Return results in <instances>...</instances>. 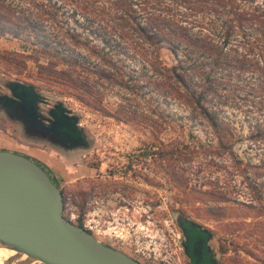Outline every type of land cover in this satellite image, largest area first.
I'll use <instances>...</instances> for the list:
<instances>
[{
  "label": "rangeland",
  "instance_id": "374dc122",
  "mask_svg": "<svg viewBox=\"0 0 264 264\" xmlns=\"http://www.w3.org/2000/svg\"><path fill=\"white\" fill-rule=\"evenodd\" d=\"M15 2L26 5L23 0ZM63 2L64 9L74 8L71 0ZM151 2L165 9L162 16L171 22L183 25L189 33L211 36L218 44L226 24H233L237 15L244 13L248 21L245 29H231L224 50L228 54L246 53L251 59L256 56L264 64V35L260 29H252L257 24L252 22L254 14L264 13V0ZM95 4L97 13L102 6L103 10H113L107 0ZM133 6L138 11L139 5ZM75 17L84 19L82 14ZM48 24L49 21L44 27L51 29ZM69 25L90 38L87 29L72 20ZM95 42L103 44L98 39ZM34 48L37 46L27 38L0 35V93L10 94L12 82L29 84L43 98L41 106L61 103L76 117L85 142L60 150L24 135L18 122L1 111L0 129L24 141L29 146L23 147V153L50 168L64 189L65 216L74 222L82 220L101 239L123 235L140 248L138 257L146 263L186 264L176 221L178 214H184L211 233L213 264H264V139L252 137L257 130H264V89L255 67L248 63L244 70L230 66L221 71V76L219 70H212L221 82L216 85V93L207 95L208 104L217 109L232 131L231 151H225L204 118L192 114L191 106L173 87L149 83L148 75L156 78V74L134 49L127 46V54L119 52L113 58L119 56L117 63L127 73L140 77L142 88H136V93L117 84H100L101 101L93 102L82 101L60 84L38 76L33 56L41 53ZM77 48L87 53L84 47ZM186 50L185 44L179 42L174 53L167 40L160 41L161 64H177L185 58ZM12 51L32 57L24 56L25 65L20 69L22 62L8 53ZM91 59L97 57L91 55ZM39 60L46 62L47 57L39 55ZM191 61L189 57L186 63ZM188 72L193 81L200 80L199 75ZM122 105L130 111L118 112ZM132 113L134 116H130ZM162 149L173 151L165 154ZM123 203L125 207H120ZM124 208H129L126 213L121 211ZM195 234L191 230V235Z\"/></svg>",
  "mask_w": 264,
  "mask_h": 264
},
{
  "label": "trees",
  "instance_id": "16d2710c",
  "mask_svg": "<svg viewBox=\"0 0 264 264\" xmlns=\"http://www.w3.org/2000/svg\"><path fill=\"white\" fill-rule=\"evenodd\" d=\"M15 1L0 0V35L29 39L31 44L37 46L34 50L41 53L33 56L37 63L36 74L47 81L60 84L82 101L100 102L102 92L99 88L100 84L101 86L117 84L131 92H135L136 88L138 90L142 88L143 84L138 83L140 77L127 73L125 68L117 63V60L120 61L119 56L116 59L113 58L119 52L127 54L126 51L130 47L136 54L141 55L156 74V78H152V74L148 75L149 83L154 82L156 87L160 84L173 87V91L191 106L192 114L195 113L204 118L215 133L219 146L225 151H231L232 131L219 116L217 109L208 104L210 98L207 95L216 93L218 90L216 85L221 82L218 79L219 76L212 74V70H219L221 76V71L230 66L235 69L244 67L241 69L244 70L248 63L249 67H255L262 77L264 89V64L256 60L258 59L256 56L251 59L246 53L228 54L224 50L230 39L231 29L246 27L247 16L242 12L237 15L233 24H226L223 40L218 44L211 36L189 33L183 25L171 22L166 16H162L165 9H160L151 0L138 2L107 0L113 5V10L111 12L103 10L102 6L98 13L95 12L97 8L95 3L100 0H71L75 3L71 11L64 9L66 2L62 4V0L60 2L58 0H23L26 2L25 6ZM159 2L160 0H156V3ZM133 4L139 5L138 11ZM157 10L160 12L157 13ZM76 14H82L83 21L75 17ZM261 14L263 16L264 13ZM262 16L254 14L252 22L257 24L253 26L251 23V25L252 29H260L264 35V17ZM71 20L82 29H87L88 34L91 35L90 38L82 36L80 31L72 27L73 25H69ZM48 21L51 29L44 27ZM95 39L103 44L99 45ZM69 40L71 44L67 42ZM162 40L168 41L169 48L174 53L178 51L179 42L184 43L187 47L185 58L178 60L177 64L169 66L161 64L158 49L159 42ZM141 43L149 46L143 47ZM80 46L84 47L87 53H81L77 48ZM119 48L121 50L118 51ZM8 53L19 57V61L22 62L20 69L25 65L23 57H32L31 54L23 55L13 51ZM39 55H45L46 62H40ZM91 55L97 57V60L91 59ZM189 57L192 60L191 64L186 63ZM190 70L200 76L199 81H193V78L189 76ZM195 85L199 88H195ZM180 88L184 91L179 90ZM128 111L130 110H126L122 105L118 112L126 114ZM130 116H134V113ZM255 136L264 139V130L259 129L256 133H252V137ZM168 151L173 150L162 149L165 154ZM32 158L47 170L52 180L59 186L50 168L41 160ZM60 189L64 199V189L62 187ZM76 223L82 225L80 219Z\"/></svg>",
  "mask_w": 264,
  "mask_h": 264
},
{
  "label": "water",
  "instance_id": "95a60500",
  "mask_svg": "<svg viewBox=\"0 0 264 264\" xmlns=\"http://www.w3.org/2000/svg\"><path fill=\"white\" fill-rule=\"evenodd\" d=\"M63 210L61 189L45 168L28 154L0 148V246L15 250L3 264H144Z\"/></svg>",
  "mask_w": 264,
  "mask_h": 264
},
{
  "label": "flooded vegetation",
  "instance_id": "af4514ba",
  "mask_svg": "<svg viewBox=\"0 0 264 264\" xmlns=\"http://www.w3.org/2000/svg\"><path fill=\"white\" fill-rule=\"evenodd\" d=\"M10 86L13 88L11 90L9 87L10 94L0 93V111L5 116L14 118L24 135L38 138L64 151L84 144L83 129L79 126L76 117L67 112L61 103L43 107L40 105L43 98L36 94L32 86L24 88L16 86L15 83H11ZM14 89L20 93L19 96L13 93ZM4 103L8 107L7 111L2 105ZM154 204L157 206L159 202L155 201ZM119 206L125 207V204ZM126 209L129 208H124L121 211L126 213ZM122 219L124 218L122 217ZM176 221L181 233L180 242L183 253L187 258L186 264H213L215 254L209 244L211 238L209 230L184 214H178ZM82 226H85L83 222ZM85 228L105 244L122 250L144 264H149L138 257L141 253L140 248L132 245L123 235H113L109 240H105L98 237L90 228L86 226ZM191 230L196 234L191 235Z\"/></svg>",
  "mask_w": 264,
  "mask_h": 264
},
{
  "label": "crops",
  "instance_id": "0c3cea01",
  "mask_svg": "<svg viewBox=\"0 0 264 264\" xmlns=\"http://www.w3.org/2000/svg\"><path fill=\"white\" fill-rule=\"evenodd\" d=\"M26 146L28 147L29 145H27L22 140L20 141L16 139L15 137H12L6 134L3 129H0V148H7V149H11V150H15V151H19L23 153V147H26ZM31 148L33 149V147ZM35 148L37 149V147ZM35 148H34V151H37Z\"/></svg>",
  "mask_w": 264,
  "mask_h": 264
},
{
  "label": "bare ground",
  "instance_id": "6f19581e",
  "mask_svg": "<svg viewBox=\"0 0 264 264\" xmlns=\"http://www.w3.org/2000/svg\"><path fill=\"white\" fill-rule=\"evenodd\" d=\"M15 252L14 249L8 248L5 246H0V264H3V261L7 258V256L13 254ZM25 254L22 255V258Z\"/></svg>",
  "mask_w": 264,
  "mask_h": 264
}]
</instances>
